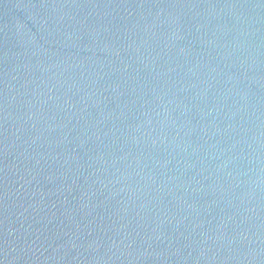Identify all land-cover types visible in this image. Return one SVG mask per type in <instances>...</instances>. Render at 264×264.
I'll return each instance as SVG.
<instances>
[{"label":"water","instance_id":"obj_1","mask_svg":"<svg viewBox=\"0 0 264 264\" xmlns=\"http://www.w3.org/2000/svg\"><path fill=\"white\" fill-rule=\"evenodd\" d=\"M0 264H264V0H0Z\"/></svg>","mask_w":264,"mask_h":264}]
</instances>
